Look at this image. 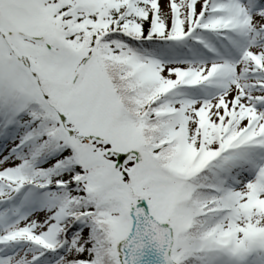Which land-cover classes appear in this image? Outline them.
I'll return each mask as SVG.
<instances>
[{
    "label": "snow or ice",
    "instance_id": "snow-or-ice-1",
    "mask_svg": "<svg viewBox=\"0 0 264 264\" xmlns=\"http://www.w3.org/2000/svg\"><path fill=\"white\" fill-rule=\"evenodd\" d=\"M0 264H264V0H0Z\"/></svg>",
    "mask_w": 264,
    "mask_h": 264
}]
</instances>
